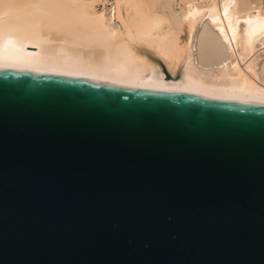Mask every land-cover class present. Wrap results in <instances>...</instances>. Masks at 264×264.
<instances>
[{
  "label": "water",
  "instance_id": "95a60500",
  "mask_svg": "<svg viewBox=\"0 0 264 264\" xmlns=\"http://www.w3.org/2000/svg\"><path fill=\"white\" fill-rule=\"evenodd\" d=\"M0 264H264V105L0 69Z\"/></svg>",
  "mask_w": 264,
  "mask_h": 264
},
{
  "label": "bare ground",
  "instance_id": "6f19581e",
  "mask_svg": "<svg viewBox=\"0 0 264 264\" xmlns=\"http://www.w3.org/2000/svg\"><path fill=\"white\" fill-rule=\"evenodd\" d=\"M0 69L264 105V0H0Z\"/></svg>",
  "mask_w": 264,
  "mask_h": 264
}]
</instances>
